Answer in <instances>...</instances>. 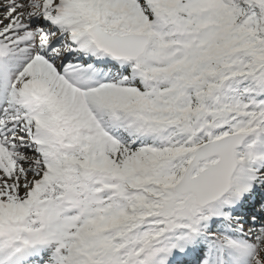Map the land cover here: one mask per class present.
I'll return each instance as SVG.
<instances>
[{
  "label": "snow or ice",
  "instance_id": "snow-or-ice-1",
  "mask_svg": "<svg viewBox=\"0 0 264 264\" xmlns=\"http://www.w3.org/2000/svg\"><path fill=\"white\" fill-rule=\"evenodd\" d=\"M0 264H264V0H0Z\"/></svg>",
  "mask_w": 264,
  "mask_h": 264
}]
</instances>
